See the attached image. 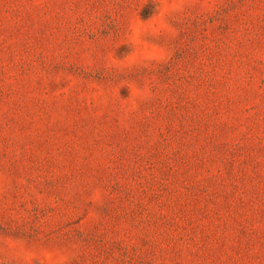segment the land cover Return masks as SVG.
<instances>
[{
  "label": "rangeland",
  "instance_id": "rangeland-1",
  "mask_svg": "<svg viewBox=\"0 0 264 264\" xmlns=\"http://www.w3.org/2000/svg\"><path fill=\"white\" fill-rule=\"evenodd\" d=\"M0 264H264V0H0Z\"/></svg>",
  "mask_w": 264,
  "mask_h": 264
}]
</instances>
